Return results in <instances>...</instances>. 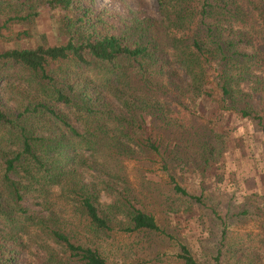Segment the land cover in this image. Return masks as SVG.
<instances>
[{"label":"trees","instance_id":"1","mask_svg":"<svg viewBox=\"0 0 264 264\" xmlns=\"http://www.w3.org/2000/svg\"><path fill=\"white\" fill-rule=\"evenodd\" d=\"M157 3L159 21L99 10L96 0H0V17L8 22L30 26L43 10L58 14L63 39L0 51V83L13 71L21 81L13 105L0 97V264H22L33 249L41 264H111L115 232H161L127 191L106 201L119 178L98 155L132 160L160 153L149 121L162 118L172 129L185 113L193 115L210 71L222 103L264 131V117L252 105L264 103V0ZM27 197L41 201L49 215L25 207ZM68 208L84 237L60 222ZM180 249L183 264H197L186 246Z\"/></svg>","mask_w":264,"mask_h":264},{"label":"rangeland","instance_id":"2","mask_svg":"<svg viewBox=\"0 0 264 264\" xmlns=\"http://www.w3.org/2000/svg\"><path fill=\"white\" fill-rule=\"evenodd\" d=\"M96 8L123 18L135 12L140 18L161 19L157 0H96ZM43 12L30 26L13 18L8 22L9 17L1 16L0 51L59 44L63 40L60 17ZM13 74L0 83V97L10 106L17 96L12 92L21 84L19 76ZM207 75L206 91L200 98L189 99L196 105L193 115L185 113L172 129L162 118L149 121L157 128L154 133L160 153L139 154L132 160L98 155L99 161L111 169L110 176L119 178L107 191L106 201L127 191L137 208L155 217L161 230L132 235L115 232L112 241L116 248L107 250L111 253H107L109 263L183 264L178 255L184 245L197 264H264V131L258 122L226 107L214 72ZM259 75L264 79V71ZM182 81L185 86L189 79L184 76ZM247 91L252 90L248 87ZM252 105L264 117V103L256 99ZM205 144L217 152L205 153ZM172 178L188 197L175 192ZM23 205L41 217L50 213L32 197H27ZM67 211L60 222L67 231L84 237L78 215L70 208ZM239 247L245 253L233 255L231 251ZM21 259L22 264L42 262L34 249Z\"/></svg>","mask_w":264,"mask_h":264}]
</instances>
